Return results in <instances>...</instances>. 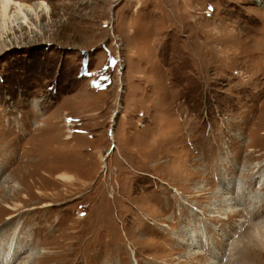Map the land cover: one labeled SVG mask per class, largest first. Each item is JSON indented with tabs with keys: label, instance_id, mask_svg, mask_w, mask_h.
I'll use <instances>...</instances> for the list:
<instances>
[{
	"label": "rangeland",
	"instance_id": "rangeland-1",
	"mask_svg": "<svg viewBox=\"0 0 264 264\" xmlns=\"http://www.w3.org/2000/svg\"><path fill=\"white\" fill-rule=\"evenodd\" d=\"M45 1L0 28V264H264V0Z\"/></svg>",
	"mask_w": 264,
	"mask_h": 264
},
{
	"label": "bare ground",
	"instance_id": "bare-ground-1",
	"mask_svg": "<svg viewBox=\"0 0 264 264\" xmlns=\"http://www.w3.org/2000/svg\"><path fill=\"white\" fill-rule=\"evenodd\" d=\"M114 1H118V0H114ZM51 8L52 7L49 6L48 2H46L45 0L37 1V2L32 3V4L21 3V2L16 1V0H0V18H1L0 19V21H1L0 22V28L3 29V30L4 29L8 30V29H11V26H13L15 28L16 27L19 28L22 25H25V26L30 27V29L32 30L31 34L33 33V30H34V32H36V33L38 32L39 33V31L36 28H34V26L32 27V25L30 24V22H29L30 16L38 17V13L40 11H42V9L44 10L43 12L50 14ZM2 31H0V32H2ZM14 37H16V35H14ZM68 126H71V125L69 124ZM71 138L72 137L68 136L66 139H71ZM260 177H261V181L259 183V185H260L259 189L260 188L263 189L264 188V172L261 174ZM2 180H3L5 185L6 184L7 185L11 184L13 182L9 177L8 178L4 177ZM13 187H14L15 190H19L20 189V186L18 184H16V182H14ZM9 188H11V187H9ZM224 197L225 198L223 200V204H224V206L226 208L224 210V214H226L228 216L237 215L238 212H239L238 206H237V203H238L237 198L236 197L234 198V197H231V196H228V195H226ZM51 205L52 204H47V205L44 206V208H47L48 206H51ZM6 209L19 211V209L16 206H10V205L7 206ZM33 209H35V208H32L30 210H33ZM25 213H26V211H25ZM16 216H17V214H10L9 216L6 217V220L9 222V220L14 219ZM263 223L264 222H262L259 226H256L257 228L255 229V236L257 237V240H253V242H256L261 247V249L262 248L264 249V224ZM14 257L15 256L13 255V256L10 257V259L7 258L6 263L12 264L14 262V260H15ZM209 264H216V263L211 261Z\"/></svg>",
	"mask_w": 264,
	"mask_h": 264
}]
</instances>
